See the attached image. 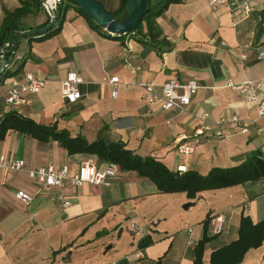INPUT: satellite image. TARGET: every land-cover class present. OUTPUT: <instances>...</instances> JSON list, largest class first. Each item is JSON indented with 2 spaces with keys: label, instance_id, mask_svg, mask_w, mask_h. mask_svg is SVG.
I'll return each mask as SVG.
<instances>
[{
  "label": "crops",
  "instance_id": "0c3cea01",
  "mask_svg": "<svg viewBox=\"0 0 264 264\" xmlns=\"http://www.w3.org/2000/svg\"><path fill=\"white\" fill-rule=\"evenodd\" d=\"M98 1L108 11L118 12L117 19L126 17L128 3L119 12L122 0ZM157 1L150 0V8ZM254 5L251 16L240 20L239 11L213 7L208 0L171 3L154 17L158 38L142 40L135 33L123 40L108 37L71 5L59 33L40 41L26 37L16 44L24 60L17 62V67L22 65L20 72L0 84V120L16 112L89 143L123 142L138 156H152L173 171L208 174L214 168L240 165L253 151L264 155V116L258 117L249 92L226 85L228 79L262 80L264 98V0H255ZM48 19L44 7L24 17L20 25L25 30L38 28ZM140 28L146 32L147 21L142 19ZM72 71L84 79L82 96L74 103L62 97V81ZM26 72L46 80L45 86L36 94L26 93L27 103L6 107L13 78L22 79ZM112 76L120 78L117 97L108 82ZM172 78L196 79L201 84L188 112L155 105L148 113L141 84L151 81L160 88ZM204 112L229 138L208 135L191 154L181 155L178 135L190 137L197 116ZM232 115L247 123L249 131L243 133L234 124L219 125L221 117ZM259 128L263 130L258 132ZM1 157L23 159L25 168H0V264H194L204 220L224 214L222 234L215 235L208 226L207 234L213 237L204 251L208 264L213 250L238 238L242 215L255 222L264 219V178L207 190L194 199L185 192L161 193L149 178L122 170L107 185L85 182L40 189L29 169L67 164L73 175L85 161L100 169L110 162L89 152L71 154L53 137L39 140L18 130H9L0 139ZM18 190L32 195V201L18 199ZM60 193L71 202L69 207L53 199ZM188 202L193 204L184 207ZM133 223L141 230L133 229ZM146 235L153 242L140 248ZM241 264H264V242L250 249Z\"/></svg>",
  "mask_w": 264,
  "mask_h": 264
},
{
  "label": "trees",
  "instance_id": "16d2710c",
  "mask_svg": "<svg viewBox=\"0 0 264 264\" xmlns=\"http://www.w3.org/2000/svg\"><path fill=\"white\" fill-rule=\"evenodd\" d=\"M98 1V0H97ZM181 0H158L151 3L150 10L143 17L147 21L148 30H130L121 35H113L97 24L93 18L75 0H61L58 6L57 20L47 31L31 35L30 39L45 40L61 31L64 21V12L71 5L82 13L91 25L100 30L104 35L124 39L127 34H140L141 40L147 36L152 38L160 35L159 30L154 25V17L161 14L171 3ZM99 2V1H98ZM100 3V2H99ZM128 0L121 1L119 12L127 8ZM44 8L41 0H19V6L12 10L4 8V20L0 27V46L5 45L18 33L22 32L21 21L29 14L39 12ZM111 12V11H109ZM113 13V12H111ZM119 14L118 12L113 13ZM50 21L49 19L38 26L43 28ZM18 45V42L16 43ZM12 50L8 49L5 58L9 59ZM24 60V56L22 58ZM22 65L15 69L5 68L0 75V84L7 77L20 72ZM9 130H18L21 133L31 135L39 140H47L50 137L57 139L69 153L89 152L97 154L102 161L119 164L122 171H135L140 176L147 177L155 183L161 193L185 192L191 199L196 198L200 193L207 190H215L247 182H253L264 178V155L260 150L253 151L247 155L246 160L240 165L230 168H214L208 174H201L195 170L184 172L168 169L161 161L152 156L140 157L130 149L126 148L123 142H106L99 139L89 143L84 137H72L66 130L57 131L55 126H45L35 122L33 119L22 116L16 112H9L0 120V139L4 138ZM211 217L204 220V236L194 248V264H206L204 261V251L206 244L213 238L207 234ZM220 235V234H215ZM153 242L150 235H146L139 241V247L145 248ZM264 242V219L258 222L253 221L249 215H242L239 227V236L236 240L225 244L212 251L208 264H241L246 253L252 248L260 247Z\"/></svg>",
  "mask_w": 264,
  "mask_h": 264
},
{
  "label": "built area",
  "instance_id": "2783aa9c",
  "mask_svg": "<svg viewBox=\"0 0 264 264\" xmlns=\"http://www.w3.org/2000/svg\"><path fill=\"white\" fill-rule=\"evenodd\" d=\"M61 0H53L50 4H44L45 8L51 6L52 8L56 2ZM213 7L226 6L231 12L239 11L240 20L247 19L251 16L255 9V0H208ZM3 15L2 0H0V19ZM8 43V42H7ZM7 43L0 46L1 60H5V53L9 48H6ZM245 57V56H244ZM23 54L16 51L14 59L6 68L15 69L17 62L21 61ZM4 70V69H3ZM5 80V79H4ZM2 81V83L4 82ZM84 82L82 75L77 72H69L62 81V97L70 103L76 102L81 98L80 85ZM112 84V95L117 97L119 93L120 78L112 76L108 79ZM46 80L38 78L31 72H26L22 79L13 78L12 83L5 95L6 107H18L27 103L26 93L36 94L45 86ZM226 85L240 92H249V100L253 102L257 108L258 117L264 116V98L261 96L260 90L263 85L262 80H247L242 83L235 82L228 79ZM143 101L147 106V112L150 113L155 105H160L162 109H176L180 113L188 112L189 105L192 103L194 95L200 89L201 84L196 79L179 80L172 78L164 82L160 88L154 82L148 81L141 84ZM198 125L194 129L193 134L189 137L187 134L178 135L177 150L181 155H189L194 150V145L201 142L208 135H214L221 139H228L221 128L215 126L209 119V113L204 112L197 116ZM257 122V120H254ZM234 124L239 126V130L243 133L249 131V126L238 115L231 117L223 116L220 118L219 125ZM263 129L259 128L257 131L261 132ZM0 168L9 169L13 171L22 170L25 168V161L23 159H7L0 158ZM120 166L117 163L110 162L104 169H100L96 164L85 161L80 165L79 170L70 175L69 166L67 164L56 168L53 164L42 166L39 168L29 169V175L36 181L40 189L50 187H63L67 184L72 186H80L85 182L91 184L107 185L112 177L120 172ZM16 197L26 203L32 201L33 197L23 190H18L15 193ZM53 199L62 201L64 208L71 205V202L64 198L63 194H57ZM210 225L214 234H222L225 230V215L217 214L211 221ZM133 229L140 231L141 228L137 223L132 224ZM145 237V236H144ZM2 235L0 234V241ZM111 264H117L115 261Z\"/></svg>",
  "mask_w": 264,
  "mask_h": 264
},
{
  "label": "water",
  "instance_id": "95a60500",
  "mask_svg": "<svg viewBox=\"0 0 264 264\" xmlns=\"http://www.w3.org/2000/svg\"><path fill=\"white\" fill-rule=\"evenodd\" d=\"M43 4H48V0H41ZM82 6V8L96 21L97 24L109 31L113 35H121L127 33L130 30H138L141 27L143 17L150 9V0H128L127 15L123 20L117 19V17L109 12L101 3L97 0H75ZM59 2H56L54 7L47 6V11L50 16V21L43 28H31L23 30L13 37L6 45V48L12 50V55L9 59L0 61V75L3 69L10 64V62H16L14 54L17 51L16 43L31 35L43 33L49 30L57 20ZM1 58V54H0ZM192 202H188L184 207L188 208L192 205Z\"/></svg>",
  "mask_w": 264,
  "mask_h": 264
},
{
  "label": "rangeland",
  "instance_id": "374dc122",
  "mask_svg": "<svg viewBox=\"0 0 264 264\" xmlns=\"http://www.w3.org/2000/svg\"><path fill=\"white\" fill-rule=\"evenodd\" d=\"M2 3L4 4L3 7H6L7 10H12L14 9L17 5H19V0H2ZM45 7V6H44ZM4 15H5V12L2 16V18L0 19V27L2 25V22L4 20ZM6 80H10V78H7ZM222 189V188H220ZM224 189V188H223Z\"/></svg>",
  "mask_w": 264,
  "mask_h": 264
},
{
  "label": "bare ground",
  "instance_id": "6f19581e",
  "mask_svg": "<svg viewBox=\"0 0 264 264\" xmlns=\"http://www.w3.org/2000/svg\"><path fill=\"white\" fill-rule=\"evenodd\" d=\"M53 2V0H48V4H50V3H52Z\"/></svg>",
  "mask_w": 264,
  "mask_h": 264
}]
</instances>
